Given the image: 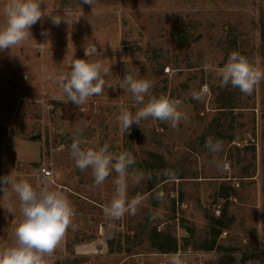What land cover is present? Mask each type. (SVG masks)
Listing matches in <instances>:
<instances>
[{
	"label": "rangeland",
	"instance_id": "374dc122",
	"mask_svg": "<svg viewBox=\"0 0 264 264\" xmlns=\"http://www.w3.org/2000/svg\"><path fill=\"white\" fill-rule=\"evenodd\" d=\"M7 2L0 0V24ZM41 7L67 12L69 23L53 26L44 17L32 39L0 52V177L12 172L36 188L51 181L71 202L75 214L55 264H170L173 255L183 264H221L228 252L227 259H246L240 264H264V81L246 95L221 86L217 75L232 52L264 69V0H96L93 8L44 0ZM74 59L112 64L105 79L114 88L80 108L55 99L49 73H67ZM126 74L149 80L150 95L178 101L187 119L173 128L149 118L124 134L119 114L137 110L119 87ZM76 129L86 147L107 143L113 157L132 153L127 199L142 201L135 214L105 216L117 174L94 186L91 169L75 166ZM209 137L222 141L218 154L205 147ZM223 214L222 226L209 225ZM20 218L18 197L0 192V249L13 243ZM214 239L220 251L199 249ZM174 240L177 253H163Z\"/></svg>",
	"mask_w": 264,
	"mask_h": 264
},
{
	"label": "clouds",
	"instance_id": "9594fccd",
	"mask_svg": "<svg viewBox=\"0 0 264 264\" xmlns=\"http://www.w3.org/2000/svg\"><path fill=\"white\" fill-rule=\"evenodd\" d=\"M44 0H8L4 6V23L0 24V52L12 50L33 38L32 27L41 23L44 17H50L53 26L61 22L69 23L68 13L54 14L45 11ZM80 4L90 5L92 8L96 0H80ZM259 22V17L257 18ZM42 36L50 35V30L43 29ZM86 55V53H85ZM115 63V58L112 64ZM111 64V65H112ZM111 65L106 66L97 59H74L70 70L62 75L55 76L49 73L48 78L54 80L59 89L55 99L64 104L71 102L79 108L85 105L93 96L102 95L104 89L114 88L105 77L111 72ZM217 75L221 86L231 85L233 89L246 95H251L255 88L264 81V69L255 66L246 56L232 52ZM119 87L133 97V106L136 111L124 109L118 116V123L122 132H130L133 124L141 125V121L159 120L170 123L176 128L186 115L179 110V102L166 96L150 95L152 83L137 75L126 74ZM149 97L147 102L145 97ZM193 99L200 101L203 94L193 93ZM88 140L83 137L81 129H76L70 145V156L75 166L81 171L91 169L94 186L102 185L114 171L117 178L114 181L115 191L104 214L111 220L122 219L126 213L135 214L141 199H127V181L129 168L134 165L135 159L130 152H122L115 157L109 153L110 145L95 148L86 147ZM205 147L213 155L222 151V141L209 137ZM144 177H141L143 179ZM147 179H151L150 174ZM139 183V180L135 181ZM0 192L3 198L14 193L19 201L20 219L13 232V243L0 249V264H55L51 258L58 247L75 214L71 202L61 192L51 187V181L39 188L33 186L27 179L13 175L0 177ZM164 193L156 194L157 200L164 199ZM7 212L15 215L16 209L11 205ZM170 264H183L178 255H173Z\"/></svg>",
	"mask_w": 264,
	"mask_h": 264
},
{
	"label": "trees",
	"instance_id": "16d2710c",
	"mask_svg": "<svg viewBox=\"0 0 264 264\" xmlns=\"http://www.w3.org/2000/svg\"><path fill=\"white\" fill-rule=\"evenodd\" d=\"M212 218V216L209 218V220ZM224 214L221 215L220 217L214 216V219H211V222H209V225H212V227H215L216 225H220L222 226V221L224 219ZM213 221V223H212ZM219 234V233H218ZM187 237L186 238H192V232L188 231L187 232ZM222 245H220L219 243H217V240L214 239L212 242H210L206 247L204 246H200L199 249L200 250H212V249H216L217 251H220ZM168 250V251H167ZM163 253H177V243L174 240V242L171 241L170 246L168 247V249H166L165 251H162ZM229 253V252H228ZM228 253H224V255L221 257L220 259V263L221 264H240V263H245L246 259L244 258H239L238 255H231L229 259H227V256L229 255ZM243 259V260H242Z\"/></svg>",
	"mask_w": 264,
	"mask_h": 264
},
{
	"label": "built area",
	"instance_id": "2783aa9c",
	"mask_svg": "<svg viewBox=\"0 0 264 264\" xmlns=\"http://www.w3.org/2000/svg\"><path fill=\"white\" fill-rule=\"evenodd\" d=\"M41 171H42L46 176L52 178V176H53V172H52L51 170L46 169V168H43Z\"/></svg>",
	"mask_w": 264,
	"mask_h": 264
}]
</instances>
